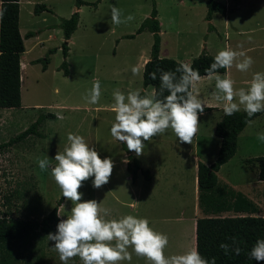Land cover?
Returning <instances> with one entry per match:
<instances>
[{
	"label": "rangeland",
	"instance_id": "rangeland-1",
	"mask_svg": "<svg viewBox=\"0 0 264 264\" xmlns=\"http://www.w3.org/2000/svg\"><path fill=\"white\" fill-rule=\"evenodd\" d=\"M28 1L44 4L48 8L44 16L46 24H51L53 31L58 30L55 23L58 25L62 18H68L76 4V0H23L22 13L29 23L32 22L31 11L34 6ZM83 1L85 3L78 8L76 29L70 36L71 41H68L66 61L69 74L65 75L60 67L62 49H57L56 54L46 53L39 61L43 66V59L47 58L45 63L49 64V71L40 81L39 95L34 91L32 97L35 99L27 100L25 97L23 108L0 109V143L17 136L39 116L46 115L41 118L34 133L3 147L0 152V216L6 219L40 220L61 197L58 217L66 219L70 215L73 205L61 196L59 187L50 176V168L57 163L54 160L56 152H63L67 135L78 134L97 151L101 159L110 158L114 165L109 182L102 187L93 188L91 177L82 182L78 189L82 193V201L94 199L101 208L110 209L105 219H119L124 215L148 219L151 228L168 237L165 256L182 254L190 249L188 241L180 239L173 221L169 224L163 221L165 216L173 218L177 212V203L171 197L179 192L180 185L175 183L178 180L158 181L157 185L162 189L156 193L151 208L146 211L148 202L144 204L145 200L139 199L138 194L140 187L148 184L147 177L137 172L134 181L131 179V173L125 166L123 143L116 141L110 134L111 125L115 122V113L111 109L113 92L120 90L126 95L137 89H143L145 94L153 91L152 85L144 88L142 81L144 59L150 57L153 34L147 29L137 33L141 22L150 16L153 8L161 22L159 57L188 63L203 50L214 56L224 48L242 50L252 57L254 63L247 72H240L235 66L231 72L234 80L243 79L244 83L234 87L247 88L254 72H264V0H215L224 4L226 11H213L210 21L205 18L206 0ZM113 6L121 9L123 16L132 14L135 19L126 24L114 25L110 12ZM41 16L34 19L36 22L39 20L40 27L43 26ZM58 37L57 33V45ZM132 66L141 69L139 75L131 73ZM235 73L241 78L235 79ZM96 80L101 84V97L96 105H91L83 97ZM206 82L212 83L211 80ZM33 103H41L43 108L26 107ZM48 112L55 116L47 115ZM218 113L204 112L198 115L199 130L192 144L181 143L168 129L151 141H144L142 155L132 153L145 170L154 168L173 177L174 168L175 173L182 176L184 185L181 191L187 194L192 189L196 167L192 155L198 153L205 164L216 157L217 139L213 128L220 119L219 114L222 116L223 112ZM251 121L237 138L236 152L220 166L216 174L220 184L241 191L257 203V215L264 216V181L258 179L255 165L246 162V159L264 154V143L257 139L258 133H264V112ZM37 158L48 159L49 168L40 170ZM166 194L169 195L167 198ZM52 244L47 234L38 229L29 237L10 242L6 252L16 264H62ZM68 264H82V261L74 257ZM120 264L150 262L132 253L131 261H122Z\"/></svg>",
	"mask_w": 264,
	"mask_h": 264
},
{
	"label": "clouds",
	"instance_id": "clouds-1",
	"mask_svg": "<svg viewBox=\"0 0 264 264\" xmlns=\"http://www.w3.org/2000/svg\"><path fill=\"white\" fill-rule=\"evenodd\" d=\"M4 11L0 7V20ZM110 12L114 25L135 19L132 14L123 16L122 10L115 6ZM253 63L252 57L244 51L224 48L217 52L213 62L205 69L206 78L215 81L213 99L222 105L226 116L243 111L251 118L256 113L264 112V72H254L248 87L239 89L234 87L233 79L228 76L222 78L218 74L219 69L233 66L240 72H247ZM157 71L160 86L158 90L153 89L151 94L142 95L143 89L129 91L126 95L120 90L113 92L111 109L115 113V122L111 125L110 134L136 156L143 154L144 141H151L168 129L181 143L192 144L199 130L198 114H203L205 107H211L198 98L197 87L202 79L198 69L180 62L173 71ZM140 72L139 67L132 66L133 75ZM148 76L156 80L157 72H150ZM165 92L168 94L164 95ZM100 97L101 84L96 80L83 99L88 104L96 105ZM257 139L264 143V133H258ZM54 160L57 163L50 168V176L59 187L61 196L73 205L70 215L57 223L55 233L47 234L62 264H68L74 257H79L82 264H120L131 261L132 253L145 258L150 264H216L215 257L209 261L197 249L165 256L168 237L151 228L148 219L133 215L105 219L110 209L101 208L94 199L82 201V193L78 191L82 182L91 177L93 188L102 187L109 182L114 165L110 158L101 159L81 135L69 133L63 152H56ZM36 162L42 171L49 168L46 158H37ZM57 215L60 214L57 212ZM220 248L225 255L230 250L237 256L241 253L235 238H232V245L221 243ZM248 256L256 261H264V239L256 240Z\"/></svg>",
	"mask_w": 264,
	"mask_h": 264
},
{
	"label": "trees",
	"instance_id": "trees-1",
	"mask_svg": "<svg viewBox=\"0 0 264 264\" xmlns=\"http://www.w3.org/2000/svg\"><path fill=\"white\" fill-rule=\"evenodd\" d=\"M83 0H76L75 9L68 18H62L60 25L63 31L64 42L61 45L63 61L61 68L65 75L69 74L66 56L68 52V40L76 29L78 23V8L84 4ZM206 20L210 21L213 11L225 13L226 6L215 0H206ZM96 5V3H91ZM0 7L4 11L0 20V109L21 106L20 98V54L24 49L22 37L18 30V0H0ZM44 4H35L34 12L44 9ZM147 29L153 34L150 57L143 65L142 81L144 88L152 85L158 90L160 86V70L173 71L180 63L173 58L159 57V31L160 25L156 17V10L153 8L149 17H146L137 29V33ZM214 55L201 51L191 59L190 65L198 69L201 76H205V69L213 62ZM47 58H44L43 67ZM150 61V62H149ZM146 66V70H145ZM157 72V79L149 78L148 73ZM226 69L221 68L218 73H225ZM179 75V74H177ZM145 95L144 90L141 93ZM168 93L165 92L164 95ZM211 108L205 107L204 111ZM263 112L256 113L249 118L243 112H237L226 116L223 112L220 119L215 123L214 134L220 139L215 159L210 164L201 161L197 164V189L198 207L203 214L195 222V249L202 257L211 261L215 257L216 264H264V261L250 259L248 253L257 239H264V216L257 215L259 206L239 190L226 187L218 182L216 172L222 164L228 161L236 152L237 138L240 131L249 120L254 119ZM49 116H53L47 113ZM46 115L39 116L31 126L24 129L17 136L10 138L5 143H0V152L3 147L11 145L35 132L36 126ZM125 151L126 169L131 173L134 181L137 172L148 177L147 170L141 167L139 160L132 151H129L125 144L122 145ZM247 163H253L257 169L258 179L264 181V154L246 159ZM62 197L57 200L51 211L40 220L34 219H6L0 216V264H16L9 258L6 252L7 245L15 240L29 237L39 229L48 234L55 233L56 225L61 220L58 215V206ZM1 208V192H0ZM232 212V215H223L225 212ZM232 238L236 240V246L241 248L239 256L230 250L225 255L220 248L221 243L232 245Z\"/></svg>",
	"mask_w": 264,
	"mask_h": 264
},
{
	"label": "crops",
	"instance_id": "crops-1",
	"mask_svg": "<svg viewBox=\"0 0 264 264\" xmlns=\"http://www.w3.org/2000/svg\"><path fill=\"white\" fill-rule=\"evenodd\" d=\"M19 3V13H18V30L19 33L22 37V41H23V46L24 49L20 54V98H21V107H25L24 105V98L27 97V100L30 99H35L34 97H32V94H34V91L37 95H39V89L41 88V82L43 81L46 73L49 71V64L46 63L45 67L40 65V59L42 57H44V55H46V53H53L56 54L57 53V49H61V43H62V29H61V25L60 23L57 25L55 23V26H58V30L53 31L54 29L51 27V24H46V18L44 16L45 13H48V8L45 6L44 9H39L38 13L34 12V8L31 11V19L32 22L29 23L28 19H26L23 16L22 13V4H23V0H18ZM28 4H30L31 6H35L34 1H28ZM42 15V16H41ZM41 16V21L43 22V26L40 27V25H38L39 20H37V22L34 19H39L38 17ZM159 21V25H160V20L158 18ZM35 24V25H34ZM57 33L59 35V45H57L55 43V41L57 40ZM69 42L71 41V39L69 38L68 40ZM147 60L144 59V61ZM144 61L142 62V65L144 63ZM190 61L187 63L189 64ZM220 75L228 76L231 79L232 78V72H231V68L230 69H226L225 73H218ZM235 75H237L235 73ZM202 79L200 81V83L198 84L197 87V92H198V98L201 99L204 103L210 105L211 109L204 111V112H219L222 113V105L218 104V102H216L213 99V92H214V87H213V83H215L214 80H211L212 83H207L206 81H208V79L205 76H201ZM236 78H241L240 76H235ZM234 80V79H233ZM243 79H239V81L234 80V85H240L241 83H243L242 81ZM54 91H56V89H54ZM26 107H31L33 109L36 108H43V106L41 105V103H33L32 105H27ZM57 107V106H55ZM48 108H52V106H49ZM50 114H52L53 116H55V114L48 112ZM218 113V114H219ZM200 115V114H198ZM221 117V114H219V118ZM218 120V119H217ZM244 129V128H243ZM243 129L240 131L239 135L243 132ZM214 130V128H213ZM214 133V131H213ZM216 148L218 150L219 147V143H220V139L216 136ZM218 146V147H217ZM192 159L194 162H196V167H195V173H194V177H193V182H192V189L189 190V193L185 194L183 193V191H181V188L183 187V180H182V176L179 173H175L176 170L173 168V177H169L168 174L166 173H160V171H157L156 169L152 168L148 171V177L146 178L148 181V184L144 187H140L139 190V194L138 197L143 198L144 204L146 203V201L148 203H146V211L148 210V208H151L152 205V201L154 199V197L156 196V193H158L159 190H161V187H158V181L160 180H169L173 179V182L175 181V179L177 178V184H179L180 186H178V190L179 192L177 194H173V196L171 197V199H173L176 203H177V212L175 213L174 217H168L165 216L163 218V221L166 222V224H169L170 221H173L175 224V230L178 231L179 233V237L182 240L186 239V242L188 244V247L190 249H195V222L196 219L199 216H202L203 214L200 212V209L198 207V189H197V164L200 160V155H192ZM126 160V159H125ZM203 162V161H201ZM204 163V162H203ZM211 163V162H210ZM207 163V164H210ZM126 166V163H125ZM166 187V185H165ZM167 195H165V197L167 198ZM169 196V195H168ZM150 202V203H149ZM164 203L167 205L168 202L164 201ZM176 205V204H175ZM144 207V206H143ZM186 209H185V208ZM145 209V208H144ZM175 209V208H174ZM176 211V210H175ZM165 213H167L165 211ZM226 214L224 215H232V212H225ZM171 224V223H170ZM185 244V243H184Z\"/></svg>",
	"mask_w": 264,
	"mask_h": 264
}]
</instances>
